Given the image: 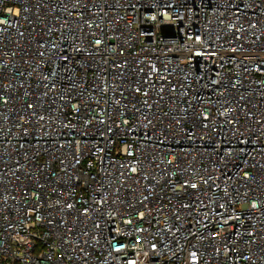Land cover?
Returning a JSON list of instances; mask_svg holds the SVG:
<instances>
[{
  "label": "built area",
  "instance_id": "2783aa9c",
  "mask_svg": "<svg viewBox=\"0 0 264 264\" xmlns=\"http://www.w3.org/2000/svg\"><path fill=\"white\" fill-rule=\"evenodd\" d=\"M0 264H264V0H0Z\"/></svg>",
  "mask_w": 264,
  "mask_h": 264
}]
</instances>
